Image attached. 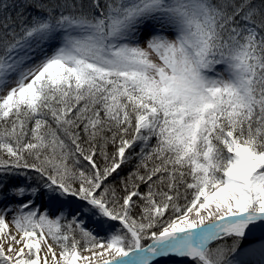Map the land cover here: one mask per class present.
<instances>
[{
	"label": "snow or ice",
	"instance_id": "6c2138e0",
	"mask_svg": "<svg viewBox=\"0 0 264 264\" xmlns=\"http://www.w3.org/2000/svg\"><path fill=\"white\" fill-rule=\"evenodd\" d=\"M258 232L264 0H0V264H243Z\"/></svg>",
	"mask_w": 264,
	"mask_h": 264
},
{
	"label": "bare ground",
	"instance_id": "6f19581e",
	"mask_svg": "<svg viewBox=\"0 0 264 264\" xmlns=\"http://www.w3.org/2000/svg\"><path fill=\"white\" fill-rule=\"evenodd\" d=\"M261 236V240L252 242L240 252L239 259L242 260L244 264H264V234H261ZM178 260L179 258H159V260L154 261L153 264H177Z\"/></svg>",
	"mask_w": 264,
	"mask_h": 264
},
{
	"label": "rangeland",
	"instance_id": "374dc122",
	"mask_svg": "<svg viewBox=\"0 0 264 264\" xmlns=\"http://www.w3.org/2000/svg\"><path fill=\"white\" fill-rule=\"evenodd\" d=\"M261 233H256L255 235L253 236H246L242 241H241V244H240V249H239V252L242 251L243 248H246L248 247L249 244H251L252 242H257L258 240H261ZM263 240V239H262ZM244 264V263H243ZM245 264H248V263H245Z\"/></svg>",
	"mask_w": 264,
	"mask_h": 264
},
{
	"label": "trees",
	"instance_id": "16d2710c",
	"mask_svg": "<svg viewBox=\"0 0 264 264\" xmlns=\"http://www.w3.org/2000/svg\"><path fill=\"white\" fill-rule=\"evenodd\" d=\"M229 243H231V241L229 240Z\"/></svg>",
	"mask_w": 264,
	"mask_h": 264
}]
</instances>
